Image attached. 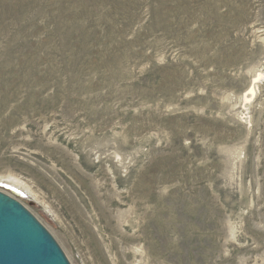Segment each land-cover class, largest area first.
<instances>
[{"label":"rangeland","instance_id":"obj_1","mask_svg":"<svg viewBox=\"0 0 264 264\" xmlns=\"http://www.w3.org/2000/svg\"><path fill=\"white\" fill-rule=\"evenodd\" d=\"M0 191L70 264H264V0H0Z\"/></svg>","mask_w":264,"mask_h":264},{"label":"water","instance_id":"obj_2","mask_svg":"<svg viewBox=\"0 0 264 264\" xmlns=\"http://www.w3.org/2000/svg\"><path fill=\"white\" fill-rule=\"evenodd\" d=\"M0 264H70L43 224L0 191Z\"/></svg>","mask_w":264,"mask_h":264},{"label":"bare ground","instance_id":"obj_3","mask_svg":"<svg viewBox=\"0 0 264 264\" xmlns=\"http://www.w3.org/2000/svg\"><path fill=\"white\" fill-rule=\"evenodd\" d=\"M258 76V75H257ZM254 86L249 88V94L252 96L255 93V90H253ZM247 99V98H246ZM262 231V230H261Z\"/></svg>","mask_w":264,"mask_h":264}]
</instances>
